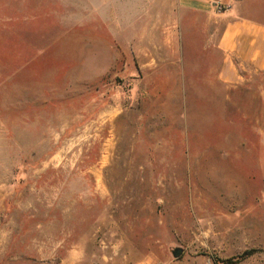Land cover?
<instances>
[{
  "label": "rangeland",
  "instance_id": "rangeland-1",
  "mask_svg": "<svg viewBox=\"0 0 264 264\" xmlns=\"http://www.w3.org/2000/svg\"><path fill=\"white\" fill-rule=\"evenodd\" d=\"M151 2L0 0V264H264V70Z\"/></svg>",
  "mask_w": 264,
  "mask_h": 264
},
{
  "label": "crops",
  "instance_id": "crops-1",
  "mask_svg": "<svg viewBox=\"0 0 264 264\" xmlns=\"http://www.w3.org/2000/svg\"><path fill=\"white\" fill-rule=\"evenodd\" d=\"M164 4L179 33L189 21L196 24L203 18L206 35L221 54L219 76L225 83H237L244 68L264 70V0H164Z\"/></svg>",
  "mask_w": 264,
  "mask_h": 264
},
{
  "label": "water",
  "instance_id": "water-1",
  "mask_svg": "<svg viewBox=\"0 0 264 264\" xmlns=\"http://www.w3.org/2000/svg\"><path fill=\"white\" fill-rule=\"evenodd\" d=\"M181 250L179 248H175L172 252L173 256L178 257L180 255Z\"/></svg>",
  "mask_w": 264,
  "mask_h": 264
},
{
  "label": "built area",
  "instance_id": "built-area-1",
  "mask_svg": "<svg viewBox=\"0 0 264 264\" xmlns=\"http://www.w3.org/2000/svg\"><path fill=\"white\" fill-rule=\"evenodd\" d=\"M220 9V8H219Z\"/></svg>",
  "mask_w": 264,
  "mask_h": 264
}]
</instances>
